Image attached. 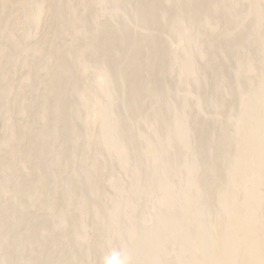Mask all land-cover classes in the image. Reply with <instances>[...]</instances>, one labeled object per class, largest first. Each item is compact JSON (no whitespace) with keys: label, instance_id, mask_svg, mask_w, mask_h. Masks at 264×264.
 <instances>
[{"label":"rangeland","instance_id":"obj_1","mask_svg":"<svg viewBox=\"0 0 264 264\" xmlns=\"http://www.w3.org/2000/svg\"><path fill=\"white\" fill-rule=\"evenodd\" d=\"M36 1L37 0H29L30 4H35ZM218 1L221 4H219ZM225 1L214 0L213 3H218L217 5H219V9L223 4L226 3V7V5H230L232 2L231 5L235 7L237 6L236 9L234 8V16H237V14L240 15V13L244 12L248 13L249 16H255L256 14H260L258 11L259 9L264 13V0H255L257 2H254V4H252L254 0ZM233 2H235V5ZM250 2H252L251 4L253 6ZM256 4L259 7L254 6ZM131 6L132 4L130 0H44L37 17L32 22L29 21L23 11L14 5H11L8 15H3L0 12V26L5 18L10 20V26L0 36V75H2L0 76V221L4 222L5 227L7 225V229H5L1 226L3 223L0 224V245L2 247L4 245V250H6V248H8V250L10 249L9 252L7 250L6 252L2 248V251L9 253L8 255L11 256L10 259L14 258V260L12 259L14 262L10 260V263L8 264H27L30 259L35 263L39 262L44 264L45 262H42L44 255V258L46 257V259L49 260L47 253L45 254L48 249L52 252L51 254V252L48 251V253L52 255L51 258H53L50 260L54 261V263H56L55 259L57 260L61 255L64 256H62L63 259L60 257L61 260L57 261V264L58 262L60 264V261L62 262L61 264H101L100 261L103 254L111 247L126 248L131 254L132 259L140 253L139 264H146L147 262H151V260H153V264H156L157 262V264H165V261L168 259L170 262L172 257L175 264H179V260L181 262L187 260L189 252L188 250V253L186 252L188 247L185 248V246L188 244V239L182 235L180 236V234H182V228H184L183 225H180V227H174L172 229L173 231L171 230L170 232L165 233V236L161 235V241H167V243L165 241L163 242L168 252L163 250V253L161 251L157 254V252L152 253L149 251L148 246H151L154 242L156 243L151 236H145L144 238H139V240L137 239L138 241H135V243H130V238H133L139 230L145 228L143 231L145 232L147 230L145 233L148 235L151 234L148 232L154 231L151 230L153 224L156 223H154V221H157V219H161L162 217L164 218L168 214L167 212L170 211V209L167 211V208L169 207L167 204L163 205L159 201V196H162L159 189V182L150 181L152 174L150 162L152 159L160 158L162 156L169 155L171 157L169 158L171 160L169 164H165L166 168L168 165L170 168L168 167L169 169H165L163 166L164 168L162 170V172H166L164 170H167V178H170L169 183L171 184L167 186V192H170L171 189H176L179 184L183 185L186 183L189 176L191 178V171L193 172V170L189 171L188 165L192 160V151L189 152L185 146L188 145L192 148L195 147V144L198 141L197 139L199 138L198 133L200 134L199 126H201V124L209 127L208 129L211 131V137L209 136V138L215 141H220L224 136L231 139H228L229 141L227 140V147L229 144L230 149L233 150L235 148L234 145L237 144L236 142H238L239 139L237 126H242V124L249 125L256 120V114L254 113L240 117L239 111L242 107L236 103V97L237 94H239V91H246V89L249 91L252 87L251 84H248L249 79H257L259 77L264 78V50L258 49V44L260 42L264 43V36H259V38L256 37L257 30H260L259 28L261 27L264 28V23L261 24L259 21L252 18L243 19L244 21L241 20L242 23L240 21L238 22L239 24L237 21L236 23L231 22L235 26L237 24V26L236 30L234 29L235 33L231 32L234 34L229 35L230 37H223L222 35L225 29L229 27L225 22H222V24H220V22L213 28L204 24L205 20L203 19H200L203 20V22H199L198 20V24L195 23L191 26L182 23V27L188 28L185 38L186 36L188 38L189 36L192 37L197 35L194 44L183 46L186 47L187 50H185L189 57L192 58L190 59L193 63L191 64L189 62L191 64L189 66V63H187L188 65H183L179 62L174 66L177 68L179 67L178 71L182 74L180 70L184 68L183 66L187 65L186 67L189 66L191 70L193 68L192 71L187 68L191 74L189 75L186 73V76H180L177 68L173 67L174 69H172L171 73L166 74V78L163 79V81L165 80L163 83H165L164 85L166 86L165 91L162 93L163 95H161L162 98L159 97L157 100H144L142 104L140 103V105H138L139 108L137 106L134 107V105H131L130 107V104L127 103L129 104L128 107L124 100V89L118 83L115 76H112V78H115L116 81L115 79H109L107 85L100 84L96 81V61L95 63L86 64V67L83 69L75 67L73 58L74 51H79L85 48L89 52L93 51L94 40L97 36V29L99 26L107 25L108 22V25L114 24L117 26L118 22L122 25L120 22L123 20H120L124 18L123 15H127L124 12L128 13V17L126 16L125 18L129 21L130 11V21L125 22V19L124 22L127 23V25H130V27H127H132V15L134 13L132 14L133 10H130L132 9ZM225 7L223 6L222 10L219 9L220 11L217 9V14H215V16L221 18V16L224 15ZM172 8L175 9L176 7H171V10H173ZM221 11L223 12L220 13ZM263 13H261V17L264 16ZM121 16H123V18L119 19ZM139 16L142 17V15ZM141 17L139 19H141ZM113 18L115 20H112ZM137 18L138 15L134 20H137ZM231 20L234 21V18ZM235 20H237V17ZM114 22L117 23L115 24ZM258 24L259 26H263L259 27ZM224 26H226V28ZM263 28H261V30ZM155 30H158V28L154 29V31ZM159 32L160 31H156L154 33L156 36L161 35ZM258 32L260 33L261 31ZM170 38L172 37H169L168 40H171ZM168 40L166 42L165 38L166 44L163 42L166 45V48L168 47V52L172 53L173 56H177V54L181 55L183 52L180 54L179 48L173 45V38V43ZM211 41L213 43L217 41L216 43H218V48L220 49H218L219 51L216 50L218 53H212L213 56H209L211 53L209 55L207 54V49L212 43ZM227 41L231 43H227ZM167 43H169L168 46ZM208 44L209 46H207ZM228 44H231L232 46L229 45V47ZM224 46L226 48H223ZM174 47L177 50H173ZM183 47L182 49H184ZM227 47L231 48L230 51ZM223 49L224 52L227 51L228 53H224ZM219 55H221V57ZM248 55L253 57L252 64L254 68L252 71L243 66ZM213 57L220 63L215 61ZM61 59H65L71 67H68L65 76L59 78L57 76V67L58 62ZM212 59L214 60L213 62L219 64L218 68L220 71L223 69L222 73L225 72L223 74L227 75L224 76V80H215V75L212 72H216L218 68L215 70L212 67L213 71L209 68V70L206 69L208 67L207 65L212 62ZM216 63L213 64L217 65ZM2 68L6 70V72L4 71L5 73L1 71L3 70ZM75 77H78L79 80L81 78L84 79L82 86L87 89L89 95L94 99V103L81 98L80 95H67L69 100V113L76 118L70 123L68 132L69 136L66 140H64L65 138H62L63 140L55 138V134L53 133L49 134L48 141L46 140L47 142L45 141L46 143L43 144L45 150L41 148V153L39 152L40 150H38V154L36 151L34 152L35 154H28L30 156L33 155L30 158L27 155L29 160L28 158H25L28 160L27 163L25 161V166H23L24 161L21 164L19 158H11L10 154L12 151H15L16 153L23 152V149L25 148L24 146L29 145L30 142L36 140L35 137L44 133V123L41 121H35L34 123V120L40 115L39 104L41 100L44 98L49 103L54 100L52 96L46 95L47 90L57 81L72 85ZM3 91L5 94H1ZM258 92L263 94L264 87L259 88ZM221 96H224L221 99L222 102L218 101ZM124 104L127 106L125 107ZM160 104L161 106H164L166 111L161 115L163 118L160 117L159 120H155L152 116L155 113L154 111L158 109V106L161 107ZM105 105L113 110V113L111 111V115L101 111L105 108ZM112 107H114V109ZM112 116H118L121 121L125 118L126 121L124 124L128 122L127 124L132 125L133 127L131 126V128L133 131H128L127 129L129 125L127 126L125 124L126 126L124 127V124L122 125L123 122H120L118 117L112 118ZM115 118H118L119 121H115ZM110 119H114L113 121H115V123L117 122L116 129H121L120 126L123 127V129L115 130L114 125V128L110 127ZM160 120L164 122L163 125H170L169 131H171V134L181 130L187 131L184 132L182 137L174 139L175 142L173 140V146L175 145L177 150L174 147V150L170 153H163L161 151V140L158 136L152 135V131L155 129L160 130L161 128L163 130V127H160V125H162ZM238 121H241V123ZM131 122L132 124H130ZM11 127L33 128L34 133L30 132L29 135L27 134L30 139L33 135V138L31 139L33 141L28 137L27 139L30 140V142L24 141L27 140L25 135L22 137V143H20V146H14L12 142L3 144L2 141L8 140L9 138ZM126 130L132 135L135 131L136 136L133 137V140L130 136L129 138L127 137L128 133ZM30 131H32V129ZM101 133H104L107 137L104 143H98L93 139ZM212 133L217 136V138L213 137ZM257 134L258 131H256L253 136L255 137ZM195 135L198 137L197 139L195 138ZM218 136L221 138L220 140ZM253 136L252 138H254ZM126 137L127 140L130 139V141H125ZM23 143L24 145L22 146ZM222 145L223 147L226 146L224 143ZM219 146L222 149V146L219 144L217 146L218 148H216L219 149ZM254 147L255 153L264 152L263 143ZM220 151L216 150L215 154H213L215 156L212 155V157L215 159L217 156L216 153H219ZM118 152H122V156L118 157ZM239 156H244V154L238 155V157ZM210 160H207L208 162H206L208 164L209 162L211 163L213 158ZM101 161L105 162L104 165L106 166L101 167ZM172 161L174 162L175 168L174 165L171 164L173 163ZM199 163L200 164L197 165V168L200 173L199 175L202 176V174H206L208 171V164H206V167L205 161ZM230 166L232 165H228L227 163L225 169L223 168L224 171L223 169H220L222 174L218 173L213 179L212 177L215 174L209 173L208 171L207 173L210 175L212 174L210 177L212 180L209 178L210 175L208 176L207 174L204 178L206 180L209 178V181H215L220 175L219 180L224 179L229 173H231V171H233L232 168L235 167L233 173H236L237 171L235 165L232 168ZM33 168H35V170ZM160 168L162 169V166L159 164L154 166L155 170H159ZM75 169L78 170L81 179L74 180L73 174ZM199 169L203 173L200 172ZM257 173L258 175L260 174L259 172ZM221 175L224 178H222ZM203 176L200 177L201 180L204 179ZM42 178H44L45 181L47 180V183L44 181V186H47V184L51 186H45L48 193L45 191L46 189L44 187V191H42L43 189H38L34 193H47V195L42 194L43 198L46 200L43 198L42 200L38 199L41 194H35L37 198L35 195H32L33 197L22 198L17 196V191H27V189H29L28 187ZM83 178H86V180H83ZM220 181L221 183L219 184H222V180ZM172 182H174V184ZM242 183L240 182V185H236L237 188H235V186L233 192H235L236 189L238 193L243 194L245 190L250 189V184L248 182L247 184L246 182ZM132 186H134V188ZM258 187L261 188L259 189ZM258 187L255 188V191L253 188L252 190L250 189V192L252 194L255 193L256 196L259 193H264L263 186ZM49 188L52 189V191ZM129 188H133V190L130 191ZM257 188L259 193H257ZM93 189H96V195L92 194ZM185 189L186 188L179 193L190 195L192 200L189 203V208H191L192 205V209H194V207L197 208L198 206V210H204V201L197 196V194H200L199 192L202 188H190V190L188 188ZM179 193L175 192V194H177L174 195V200L176 202L182 201L180 199H182L183 195L180 194V196ZM238 193H236V195ZM79 194H81V196H79ZM255 194L252 196L254 197ZM196 196L198 198H196ZM237 196L241 197V194H238ZM82 198H84L85 202L82 201ZM193 198L196 200L193 201ZM251 198H247V201L249 199L248 205L250 204L251 206L247 205L248 208L247 206H245L246 208L242 206L244 211H246V209L249 210L250 207H253L252 204H255V201ZM250 200L253 202H250ZM247 201L243 203L246 205ZM243 203L242 205H244ZM129 204L134 207L132 211L128 208ZM22 205H24V207ZM22 207H26V211H24L25 209ZM113 207H116L117 223L116 225L110 226L107 222V216ZM172 207H175V205H172ZM196 208L194 209L195 211H197ZM21 211H24V213ZM15 212L19 217L21 216L23 218L20 222L23 223V221H26L27 219V224H35V226L31 225V227H34V230L35 227H38V224H40L39 226L43 225L42 227L45 230L43 232L41 231L39 234L35 233L34 230L30 228V225H24L25 222L16 227H10V225H12L10 221L7 222L8 220L5 221L4 219H8L11 214L10 216H13L15 220H21V217L18 218ZM254 212L252 213L254 214ZM196 214H194L195 217L194 215L190 217L191 224L189 228L192 226V228L194 227L195 229L191 228L192 231L194 230L195 232L198 231V233L202 232V234H205L204 231L207 232V229H209L207 228L209 224L207 225L205 223H210V220L205 219V222H202L198 219L199 222L201 224L204 223L205 226L203 224L200 225L197 220L199 213ZM242 217L245 219L244 215H242ZM30 219H33L34 221L32 220L33 222H30ZM251 219H253V222L256 220L258 223H263L264 211L261 209L256 211ZM6 222L9 224H6ZM241 225L244 227L239 228L240 230H238L239 232L237 231L238 233H241V231L244 232L245 227L249 224L242 223L239 227H241ZM25 227L32 231L26 230ZM136 229H138L137 232ZM2 230H5V233ZM245 232L244 234L242 233L243 236L240 234L242 236H240L241 238L239 235L237 236L238 233L234 236L236 238V245H239L236 246V248L238 251L241 248V252H239L243 259H247L246 250H249L250 248L247 242H245V244L240 240L243 237H246ZM4 234H6V236H4ZM32 234L34 236L37 234L38 237H36L39 240L37 239V241H35L34 239L36 237L34 236H32L33 239L30 238ZM132 235L134 236L132 237ZM166 236L168 237L166 238ZM176 237L178 238L176 239ZM168 238L170 240L172 238V240L169 242ZM185 239H187V244ZM31 240L34 241V245H30L33 242H31ZM173 240L178 242L176 243ZM202 240L204 241V238ZM38 241H40L41 246H38ZM238 242L241 243V246ZM35 243L38 245L35 246ZM53 243L54 245L57 243L56 247L53 246ZM170 243H174V245L172 246ZM167 245L172 246V248L169 246L171 250H168L169 247H167ZM247 246L248 248H246ZM20 247L24 248L21 249ZM205 247L208 249V246H204L202 250L205 249ZM234 247L235 246H233V248ZM236 248H234V251H231V253H228V255L230 256V254H232L231 256H234L236 260L240 261L241 256H235L238 253V251L235 250ZM244 248H246V250H244L245 252L243 253ZM209 249L208 252H210ZM11 250H14L12 252L14 257L10 254ZM2 251L0 252V264H7L4 263L5 261L2 258ZM206 251L202 252L205 254ZM235 251L236 253H234ZM208 252L206 254H209ZM159 253L161 254L159 255ZM156 254L160 257L156 258ZM50 255L48 254V256ZM176 256L179 258H176ZM35 257L37 260L39 259V261H36ZM236 257H239V259ZM243 259H241V261ZM205 263L208 264V260L207 262L204 261V264ZM170 264L172 263L170 262Z\"/></svg>","mask_w":264,"mask_h":264},{"label":"bare ground","instance_id":"obj_2","mask_svg":"<svg viewBox=\"0 0 264 264\" xmlns=\"http://www.w3.org/2000/svg\"><path fill=\"white\" fill-rule=\"evenodd\" d=\"M43 1L44 0H37L35 4H30L29 0H5V1L0 0V12L3 15H8V11H9L11 5H14V6L18 7L21 11H23V13L29 19V21L32 22L37 17ZM213 1L212 0H130V2L132 4V6H131L132 9H130V10H133L132 14L134 13L133 14L134 16L132 15V17H133L132 19L134 20L138 15L137 20H134V21L132 20L134 25L131 22L133 28L132 27L129 28L130 25L129 24L127 25V23H125V22L130 21V18H131V12L130 11H129V14H130L129 15L130 16L129 21L127 20V18H125L128 15L127 12H124L125 14H127L126 16L123 15L124 18H123V16H121L119 18V19L123 18L120 20V21L123 20L122 22H120V23H122V25H120L119 22L118 23L114 22L115 24L116 23L118 24L117 26H115L114 24L108 25L109 24V22H108L107 25L99 26L97 29V36L95 37V40H94L95 42H94L93 51L89 52L86 48L79 50V51H74V53H73L74 66L78 67L79 69H83L86 67V64L95 63V61H96L97 62V63H95L96 64V67H95L96 81L100 84H106L107 85L108 84L107 81H109V79H113L112 76H115L118 80V83L124 89V93H123L125 95V96L123 95L125 98L124 100H125L126 104L127 103L130 104V107H131V105H134V107L135 106L138 107V105H140V103L142 104V102L144 100H147V99L157 100L159 97H161V95H163L162 93L165 91L166 85H164L165 83H163V82H165V80L163 81V79L166 78L165 75L168 73H171L172 69L177 68V67H175L176 63L180 62L183 65L187 64L189 62L191 64L193 63V61H191L192 58L189 57V55L186 51L187 50L186 47H183V46H187V44H188V46H189V44L190 45L194 44V42H196L195 40L197 39V35H194L192 37L189 36L188 38L186 36V38H187L186 39L185 35H186L188 28L182 27V23H186L187 25L191 26L195 23L198 24L199 22H201V21L203 22V20H205L204 24L213 28V27H216L220 22H221L220 24H222V22H225L227 24V26H229V27L226 28V26H224L226 29L224 28L225 31L223 30L224 31L222 34L223 37H230L229 35L235 33L237 24L235 26L231 22L236 23V21H237V23H238L241 20L244 21L243 19L252 18L254 20L259 21L261 24L264 23V21H263L264 16L261 17L262 16L261 13H263V12L260 9L259 10L257 9L260 12V14H256L255 16H249L248 13H245V12L240 13V15L237 14V16H234L235 14H233V12L237 6L235 7V6L231 5L232 2L229 0H228V2H231L230 5L228 4L225 7L226 3L223 4V6L225 7L224 8V10H225L224 15L222 14L223 16H221V18L219 16L217 17V16H215V14H217L216 10L218 9L219 5H217V4L219 3V1L217 4H216V2L213 3ZM254 2L256 3L257 1L254 0L253 3L250 2V4L251 3L254 4ZM233 3L235 5V2H233ZM219 4H221V3H219ZM170 6L176 7V8L175 9L172 8L173 10H171ZM223 6H220L221 8L219 7V9L222 10ZM254 6L257 7L258 5L256 4ZM219 11H218V13H219ZM222 12L223 11H221L220 13H222ZM139 15H142V17ZM263 15H264V13H263ZM140 17H141V19H139ZM231 17L234 18V21L231 20L232 19ZM236 17H237V20H235ZM125 19H126V21L124 22ZM200 19H203V20H200ZM112 20H115V19L113 18ZM198 20H199V22H198ZM242 21H241V23H242ZM123 23H125V24H123ZM230 25L232 27H234V26L235 27L232 28ZM9 26H10V20L5 18L2 21L1 26H0V36ZM127 26H129V27H127ZM258 26H259V24H258ZM261 26H263V25H261ZM261 26H259V27H261ZM156 28H158V30L154 31V29H156ZM261 28H263V27H261ZM261 28H259L260 30H257V32H256L257 38H259V36H264V28L262 30H261ZM156 31L157 32L160 31L159 33L161 35L156 36V34L154 33ZM258 31H261V32L259 33ZM231 32H234V33H231ZM168 36L173 38V40H174L173 45L176 46L177 48H179L180 54H181V52H183L184 55L182 53L181 55L177 54V56L176 55L173 56L172 53L168 52V49H167L168 47L166 48V45H165L167 40L169 39ZM165 38H166V42H165ZM172 38H170L171 40H168V41H172ZM260 38H262V37H260ZM185 39L186 40L189 39L188 40L189 42L186 41ZM225 40H224V42H225ZM259 40H261V39H259ZM213 42H214V40H213ZM213 42L210 44V46H209V44L207 45V46H209V48L207 49L208 50L207 54L209 55L211 53V55H209V56H213L212 53L214 54V52H217L220 50L218 48L219 47L218 43H216L217 41L215 43H213ZM228 42L229 41H227V43ZM172 43H173V41H172ZM229 43H231V42H229ZM168 44L169 43H167V46H168ZM170 44H171V42H170ZM229 45H231V44H228V46ZM226 46H227V44H226ZM170 47H172V46H170ZM182 47L184 49H182ZM229 47H227V48H229ZM223 48H226V47L224 46ZM230 49L231 48H229V51H230ZM258 49L264 50V43L260 42L258 44ZM173 50H177V49H175V47H174ZM225 51H226V49H225ZM173 52H175V51H173ZM204 52H206V51H204ZM223 52H224V49H223ZM226 52H224V53H226ZM219 53H221V52H219ZM207 54H206V56H207ZM215 55H217V54H215ZM219 56L221 57V55H219ZM248 56H247V59H245V61H244V65H243V63H242V65L245 66L248 70L252 71V69L254 68L253 64H252V62H253L252 58L253 57L252 56L248 57ZM225 57H226V55H225ZM213 59L215 60L214 57H213ZM213 59H212V62L214 61ZM208 60H210V59H208ZM215 61H217V60H215ZM217 62L220 63L219 61H217ZM190 63H189V66L191 65ZM207 63H208V61H207ZM211 63L209 65H207L208 66L206 68L207 70L212 69V67L216 70L219 67L218 63L213 62V63H216L217 65H215L213 63L211 64ZM187 65L183 66L184 68H182L180 70L182 74H180V72L178 71L179 67L177 68V71L180 74V76L181 75L186 76L187 74H189V75L191 74L187 70V68H189L190 71H192L193 68L191 70L189 66L186 67ZM68 67H71V66L69 65V63L65 59L59 60L58 67H57V76L59 78L65 76L67 74ZM221 70L223 71V69H221ZM1 71L3 73L6 72L5 69H3ZM175 71H176V69H175ZM211 71H213V69ZM222 71H220V69L218 68L216 70V72L214 71L215 73L212 72L215 75L214 78L216 81L224 80L223 79V78H225L224 76H227V75H224L223 73H225V72L222 73ZM0 76H2V75H0ZM115 81H116V79H115ZM83 83H84L83 78H81L79 80L78 77H75L73 79L72 85L64 84L61 81H57L55 84H53L47 90L46 95L52 96L54 98V100H53V102L49 103L43 98L39 104L40 115L37 117L36 120H34V123H35V121H41L44 123L45 128H44V133H42V134L40 133L41 134L40 136L35 137L36 140H34V141L31 140L33 138V135H32L31 139H30V137H28L29 133L33 132V128H31V127H24V128H12L11 127L10 128L9 138H8V140H3L2 141L3 144H7L8 142H12L14 146H20V143H22V137L25 135H26L25 136L26 139L28 137L31 141H33V142H30V140H28V139L24 140V141H29L30 144L24 146L25 147L24 149L22 147L23 152L16 153L15 151H12L10 154L11 158H19V161L21 162V164L24 161L23 166H25V164H24L25 161L27 163L29 158L33 154H35L34 153L35 151L38 154V150H40L39 151L40 153H41L42 149L45 150V146H43V144H45L48 141L49 134L53 133V134H55V138H58V139H62V138L64 139L65 138L64 140H66V138L69 136L68 132H69L70 123L76 118L74 115H70V113H69L68 96L80 95L81 98L88 100L89 102L94 103V99L89 95V93L87 92V89H85L82 86ZM248 84H251L252 87L250 88L249 91H248V89H246V91L245 90L239 91V94H237V97H236V103H237V105L242 107V109L239 111L240 117L247 115V114H250V113H254V114H256V120L254 123L249 124V125H243L242 124V126H241L237 123L239 125V127L237 126V133H238L239 139H238V142H236L237 144L234 145L235 148L232 147L233 145L231 146L232 148H234L233 150L230 149L229 144H228L229 149L227 147V142L231 139H229L225 136L223 139H221L218 136L219 140L220 139L221 140L215 141V140L209 138V136L211 134V131L208 129L209 127L201 124V126H199L200 130L196 129V130H199L200 134L197 131H195L199 135V138L195 135L196 136L195 138L196 139L198 138L197 139L198 141L195 139L197 141L196 144L194 143L195 147L192 148V147H189L188 145L185 146L189 152L192 151V153H191L192 160H191V162H189L190 164L188 163L189 164L188 165L189 171L193 170V172L191 171V178L189 176L186 183H184L185 187H184L183 183H182L183 185H180L178 183L180 186L178 185V187H176V189L175 188L171 189L172 192H171V190H170V192H167V186H169V184H171V183H169L170 178L169 179L167 178L168 177V174L166 173L167 170H164L166 172H162L163 168L165 167V164H169V162L171 161L169 159L171 157L169 155H167V156H162L160 158H155V159L151 160L150 169H151L152 174L150 177V181L151 182H156V181L159 182V189H160V193L162 195V196H159L160 197L159 201L163 205L167 204V206H169L167 208V211H168V209H170V211L167 212L168 214L166 213L167 215L164 218L162 217L161 219H157V221H154V223L155 222L156 223L153 224V227L151 229L152 231L153 230L154 231L148 232L151 234L148 235L147 233H145V232H147V230L145 232L143 231V230H145V228L143 230H139V231H138V229H136V232L137 231L138 232L136 233L135 236L132 235V237L133 236L134 237L130 238V243H135V241H138L139 238H142V237L144 238L145 236H151V238L153 240H155L156 243L155 242L153 244L151 243L152 245L151 246L149 245L150 247L148 246V250L151 251L152 253L157 252V254H158V252H161V251L163 253V250L166 252L167 248H165V245L163 242L165 240L162 239L163 241H161V235L165 236L164 234L170 232L174 227H176V226L180 227V225H183L184 228L181 227L183 230H182V234H180V236L182 235L188 239V244H187V239H185L187 245L185 246V244H184V246H185V248L188 247L186 249V252L188 250L189 254H188L187 260H184L185 262L180 258L183 262H181L179 260L178 261V262H180L179 264H204V261L207 262V260H208V264H264V222L258 223V221H256V220H255V222H253L252 221L253 219H251L256 211H258L260 209L262 211H264V203H263L264 202V193L261 194V193H259V190H258V188L259 189L261 188L258 186H263L262 188H264V152L255 153V151H254V148H255L254 146H256L258 144H262V143L264 144V93L262 94V93L258 92L259 88L264 87V78L259 77L257 79L256 78L255 79H249ZM3 93H4V91L1 94H3ZM223 97L221 96L218 101H221V99ZM126 104H124L125 107L127 105L129 107V104H127V105ZM110 106H112V105H110ZM160 106H161V104H160ZM112 108L114 109V107H112ZM101 111L108 114V115H111L113 113V110L110 107H107V105H105V108H103ZM111 111H112V113H111ZM164 111H166L164 106H161V107L158 106V109L156 111H154L155 113L152 116L153 119L159 120L160 117H162L161 115ZM114 117H118V116H112V118H114ZM118 118H115L116 119L115 121H119L120 118L119 119ZM111 120L112 119H110V121H109L110 127H113V125H114L115 128L114 127L113 128L115 130H122L123 129V127H121V126H120L121 129H116L117 122L115 123V121H113L114 119L112 121ZM125 121H126L125 118L123 121H121V119H120V122H123L122 125L124 124ZM161 122H162L161 123L162 125H160V127H163V130L161 128H160L161 131L155 129L154 131H152V135L158 136L159 139L161 140V151L163 153H170L174 150V147H175V145L173 146V140L182 137L184 132H187V131L181 130V131H177L176 133L171 134V131H169L170 125L169 124L163 125L164 122L163 121H161ZM238 122L241 123V121H238ZM127 123H125V124L128 126L129 124H127ZM125 124H124V127L126 126ZM130 124H132V122ZM131 126L132 125L128 126V129H127L128 131L129 130L133 131ZM31 129H32V131H30ZM127 130H126V132H127ZM256 131H258V134L254 137L253 135ZM121 132H123V131H121ZM212 132H214V131H212ZM127 133H128L127 137L129 138V136H130L132 138V140H133V137L136 136L135 131H134V133L131 132V133H133V135L130 134L129 132H127ZM252 136L254 138H252ZM127 137L125 138V141L127 140ZM213 137L217 138V136H215L214 134H213ZM221 137H223V136H221ZM225 138H227V139H225ZM93 139L98 143H104L106 141L107 137L104 133H101L98 136L94 137ZM127 141H130V139H128ZM196 141H194V142H196ZM174 142H175V140H174ZM223 143L226 145V146L224 145L225 147H223V145H222ZM218 144L222 146L223 150L220 148V146H219V149H217ZM23 145H24V143L22 144V146ZM176 146H177V144H176ZM215 149L219 150V151L221 149V151L219 153H216L217 156L214 159V157H212V155L215 154V151H216ZM176 150H177V148H176ZM31 153H33L31 156L28 155ZM242 154H244V156H241L242 158L239 156L240 157L239 158L238 155H242ZM27 155L29 158L27 157ZM186 155H187V153H186ZM120 156H122V152H118V157H120ZM213 156H215V155H213ZM167 157L169 160L167 159ZM211 157L213 158V161L211 163L209 162V164H208L207 160L212 159ZM25 158L26 159L28 158V160H26ZM189 158H190V156H189ZM183 159H184V157H183ZM214 160H216V161H214ZM201 161H203V162L205 161V166H206V164H208V167L207 166L206 167H207V170L209 171V173L215 174V175H213L212 179L214 178V176L216 177V175H218V173H221L220 169H223V168L225 169V166L227 165V163H228V165H232V166H230L231 168L234 167V165H235L237 171H236V173H233V171H235V167H234V168H232L233 171H231V173L228 172L229 174L227 175V177L224 178L221 175V177L224 179H220V180H222V184H219V183H221V181L219 180L220 175H219V177H217V179H215V181H209V178L212 176V174L210 175L209 173H207L208 171L206 172L205 171L206 169H205L203 171H205L206 174L208 176L209 175L210 176L207 179L208 180L207 181L204 178L206 174H202V176L204 175L203 178L205 179V180L202 179L203 180L202 181L200 178L202 176L199 175L200 173L198 172V168H197V165L200 164L199 162H201ZM177 162H179V161H177ZM104 164H105V162H103V161L100 162L101 167L106 166ZM157 164L161 165L162 169L160 168L159 170H155L154 166ZM171 164L174 165V162ZM168 167H169V165L167 166V168ZM228 167H226V168H228ZM167 168L165 167V169H167ZM174 168H175V165H174ZM33 169L35 170V168H33ZM224 169H223V171H224ZM34 170H32V171H34ZM229 171H230V169H229ZM200 172H202V171L200 170ZM257 172H259L260 174L258 175ZM192 174H193V176H192ZM198 176H200V177H198ZM73 178H74V180L75 179H77V180L81 179V176H80L78 170H76V169L74 170ZM83 180H86V178H83ZM44 181H45L44 178L39 179V181L37 180L36 182H34V184H32L30 187H28L29 189H27V191H17V196L22 198V197H33L35 194L40 195L41 193H34V192H36L38 189L42 190L43 187L45 188L46 185L44 186ZM171 181H172V179H171ZM183 182H185V181H183ZM240 182L241 183L246 182V184L248 182L250 184V189L252 190V188H253L254 191H255V188L258 187L257 193H259V194L256 196V194L254 193L256 196V197L254 196L255 197L254 198L252 196L254 194H252L250 192V189H248V188H247L248 190H245V192H243V194L238 193L236 191V189H235V192H233L234 187L236 185H240ZM45 183H47V180L45 181ZM172 183L174 184V182H172ZM47 186L51 187L49 184H47ZM132 187L134 188V186H132ZM247 187H249V186H247ZM133 188L132 189L129 188V190L131 191V190H133ZM184 188H186V189L188 188L189 190H190V188H193V189L202 188V189H200V192H199L200 194H197L198 193L197 191H196L197 192L196 194H197V196H199V199H203L204 203H203V201H202V203L204 204V207H205L204 210L203 209L198 210L199 207L197 206V208L194 207V209L196 208V210H197V211H195L194 209H192L193 208L192 205H191V208H189V206H190L189 203L192 200V198L190 197L189 194L183 195L182 193H179V192L183 191ZM235 188H237V186ZM45 189H43L42 191L45 190L48 193L47 188H45ZM50 190L52 191V189H50ZM38 192H40V191H38ZM175 192L179 193V195L180 194L183 195L182 199H180V200H182L181 202H178V201L176 202L174 200L175 199L174 195H177V194H175ZM47 193L44 194V192H43L42 194L47 195ZM236 193L241 194V197L237 196L238 194L236 195ZM42 194L39 196V198H38L39 200H42V198H43ZM92 194L93 195L97 194L96 189H93ZM79 196H81V194H79ZM197 196H196V198H198ZM251 196H252V198H251ZM40 197H41V199H40ZM248 197L251 198L253 201H255V204H252L253 207L252 208L250 207L249 210L246 209V211H244L243 207L248 205V201H249V199L247 201ZM36 198H37V196H36ZM43 199L46 200L45 198H43ZM194 200H196V199L193 198V201ZM245 200L247 201L246 205L243 203V202H246ZM252 200H250V202ZM82 201L85 202L84 198H82ZM242 203L244 205H242ZM191 204H193V203H191ZM172 205L173 206L175 205V207H172ZM217 205H219L220 208ZM22 206L24 207V205H22ZM248 206H247V208H248ZM25 208H23V209H25ZM128 208L130 211H132L134 209L133 205H131V204L128 205ZM24 211H26V209ZM24 211H21V212L24 213ZM252 212H254V214ZM116 213H117L116 207H113V209L111 210V212L107 216V222L110 226L116 225V223H117V221H116L117 214ZM196 213H199L197 220L199 219L202 222H205L204 221L205 219L210 220V223H205L207 225L208 224L210 225V227H209V225L207 226V228H209V229H207V232L204 231L205 234H202V232L198 233V231L195 232L194 231L195 229H194V227L192 228V226L189 228V226L191 224V218L190 217H192ZM15 214H16V212H15ZM251 214H253V215H251ZM10 215H9V217L7 216L8 219H6V218L4 219L5 221L8 220L7 222L10 221V223L12 224V225H10V227H16L19 224H23L24 222H25L24 225L27 224L26 223V221H28L27 219H26V221L24 220L22 223V222H20L23 220V218L21 216H20L21 220H19L18 218H20V217H19V215L16 214V216H18V218H17L19 220L18 221V220H15L14 217L10 216ZM12 215H14V214H12ZM242 215L245 216L244 217L245 219H243ZM194 217H195V215H194ZM196 217H197V214H196ZM4 220H2V221H4ZM32 220L30 219V222L34 221V220L33 221ZM199 220H198V222H199ZM209 220H208V222H209ZM242 221H244V222H242ZM7 222H6V224H9ZM241 222L246 223L247 225L249 224L248 226L245 227L246 232L244 231L246 233V237L245 238L243 237L242 239H240L242 242H244V243L247 242L249 244V247H250L249 250H246V248H248V246L243 249V253L245 252L244 250L247 251V259H243L242 255H240V252H241L240 247H238V248H240L239 249L240 252L237 250L236 246H239V245H236L237 244V243H235L236 238L234 237V236H236L235 234L239 232L238 231V230H240L239 228L244 227V226L242 227V225H241V227H239L240 224H242ZM1 223H3V224H1ZM0 224L2 227L7 229V225L5 224L6 225V227H5L4 222L0 221ZM202 224L204 225V223H202ZM202 224L200 223V225H202ZM27 225H30V228H32V230H34L33 226H35V224L33 225V224L29 223ZM31 225H33V226L31 227ZM39 225L40 224H38L37 225L38 227H35V230H34V232L38 233V234L41 233V231L43 232L45 230L42 227L43 226L42 224H41L42 226H39ZM8 227H9V225H8ZM25 228H26V230H29V228L28 229H27V227H25ZM141 228H143V227H141ZM141 228H139V229H141ZM191 228L194 230L192 231ZM204 229H202V230H204ZM32 230H29V231H32ZM2 231L5 233V230H2ZM244 232L241 231V233H238L237 236L239 235V237H240L242 235V233L244 234ZM31 233H33V232H31ZM180 233H181V231H180ZM170 235H168V236H170ZM4 236H6V234H4ZM32 236H34V235L32 234L30 236V238L33 239ZM36 236L38 237L37 234H35L34 237H36ZM168 236H166V238ZM37 237L34 239L35 241H37V239H38ZM172 238H171V240H172ZM177 238L178 237H176V239ZM203 238H204V241L202 240ZM171 240L169 239L168 241L170 242ZM175 240H173V241H175ZM28 241H29V239H28ZM32 241L33 240H31V242ZM165 242L167 243V241H165ZM33 243H34V241L30 245H34ZM36 243H35V246L38 245V244L36 245ZM38 243H39L38 246H41L40 241H38ZM234 243H235V245H234ZM238 243L241 246V243L240 242H238ZM28 245H29V242H28ZM56 245H57V243H56ZM56 245H54V243H53V246L56 247ZM171 245L173 246L174 243ZM169 246L167 245V247H169ZM172 246H170V247L172 248ZM204 246H208V249L210 248L209 250L212 253L208 252L207 247H205V249L202 250V248H204ZM233 246H235L234 247V248H236L235 250H237L239 253V255H238V253H237V255H235V254L234 255L239 256V257L241 256L240 258L245 260V261L242 260L244 263L241 261V259H240V261L236 260L234 256H231L232 254H230V256L228 255V253H231V251H234ZM0 247H1L0 248L1 249L0 252H1L4 245H3V247L0 245ZM170 247L168 248V250L170 249ZM22 248H24V247H22ZM3 250H4V248H3ZM6 250L8 252L10 251V249L8 250V248H6ZM6 250H4V251H6ZM4 251H2L3 252L2 258L5 261L4 263L8 264V263H10V260H12V259L14 260V258L10 259L11 256L8 255L9 253H5ZM13 251L14 250H11L10 254H12ZM48 251L51 252L48 249V250H46L45 254L47 253V257L49 260H47L46 257L44 258L45 255L43 256V259H42L43 263L44 262L46 263V261H47L46 264H57V261L61 260V258L63 256L61 254H64V253H61L60 254L61 256L59 255L61 258L58 257L59 259L57 257H54V258H57V260L55 259L56 263H54V261H51L53 258H51L52 255H50V253H48ZM202 251L203 252L206 251V253L208 252L209 254H206V253L204 254ZM169 253H170V251H169ZM201 253H203V254H201ZM234 253H236V251ZM48 254L50 256H48ZM51 254H52V252H51ZM160 254L161 253H159V255ZM153 255H155V254H153ZM12 257H14L13 254H12ZM139 257H140V253L132 259V264H139V262H140ZM155 257L157 258L160 256L157 255ZM239 257H236V258L239 259ZM176 258H179V257L176 256ZM172 259H173V257H172ZM172 259L170 260V262L173 264L174 260H172ZM30 260H29L30 264H31V262H32V264L39 263V262L35 263V262H33V260H31V262H30ZM35 260L39 261V259L37 260V258ZM211 260H212V262H211ZM152 261L153 260H151V262H147L146 264H153ZM162 261H160V262H162ZM167 261H165V264H168V263L170 264L168 259H167ZM175 261H176V259H175ZM239 262H241V263H239ZM29 263H27V264H29ZM61 263L62 262L60 261V264ZM100 263H101V261H100ZM12 264H14V263H12ZM15 264H17V263H15ZM39 264H42V263H39ZM58 264H59V262H58Z\"/></svg>","mask_w":264,"mask_h":264},{"label":"clouds","instance_id":"obj_3","mask_svg":"<svg viewBox=\"0 0 264 264\" xmlns=\"http://www.w3.org/2000/svg\"><path fill=\"white\" fill-rule=\"evenodd\" d=\"M101 264H132V257L124 247H111L103 254Z\"/></svg>","mask_w":264,"mask_h":264}]
</instances>
